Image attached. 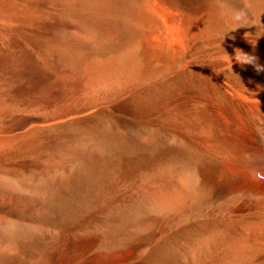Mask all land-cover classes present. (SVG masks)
<instances>
[{"label":"bare ground","instance_id":"1","mask_svg":"<svg viewBox=\"0 0 264 264\" xmlns=\"http://www.w3.org/2000/svg\"><path fill=\"white\" fill-rule=\"evenodd\" d=\"M122 2L0 0V264H264L263 21L238 28L218 0ZM219 33L236 47L209 74L200 43ZM72 95L116 114L79 148L60 144L78 184L21 158ZM30 201L28 218L15 205ZM100 202L111 215L82 218ZM181 226L189 247L170 239Z\"/></svg>","mask_w":264,"mask_h":264},{"label":"rangeland","instance_id":"2","mask_svg":"<svg viewBox=\"0 0 264 264\" xmlns=\"http://www.w3.org/2000/svg\"><path fill=\"white\" fill-rule=\"evenodd\" d=\"M123 0H119V2H120V4L122 5V2ZM214 1V0H213ZM224 1H225V3H229V6H230V4H232V5H236V4H238L239 3V0H223V3H224ZM218 2H220V0H218ZM224 3V4H225ZM228 5V4H227ZM231 5V6H232ZM261 7L262 8H264V5H261ZM263 18V19H262ZM260 20H262L263 21V26H264V14H262L260 17H259V20L257 21V23L258 22H260V23H258L260 26L262 25L261 23V21ZM258 25V26H259ZM219 34H221L222 35V37H219L220 35ZM218 35H214V36H212L211 37V39H208V38H206V39H204L203 41H202V43H200V47H202V49L205 51H203V53H205L206 54V52L208 53V54H206V55H204L202 58H201V61H200V63L201 64H203L204 66H206L207 67V70L209 71L208 73L209 74H216V73H227L226 72V67L224 66L225 64V61H226V58H227V56L229 55L228 53H230L231 51H233L234 50V47H236V43H234V41H233V39L234 40H236V37H233V36H235V35H233L232 33H219ZM230 37H229V36ZM231 35H232V37H231ZM125 36H127V37H125ZM225 36V37H224ZM217 38V39H215V40H213L214 38ZM124 38H125V40H127L126 42H128V41H130V37L128 36V34H124ZM210 38V37H209ZM208 40H209V42H208ZM213 41H215L214 42V44H213ZM218 43V45H217V43ZM236 42V41H235ZM205 43H207V45L209 46H207ZM209 43V44H208ZM210 43H212L213 45H211ZM233 43V44H232ZM201 45H203V46H201ZM217 45V46H216ZM233 45H234V47H233ZM208 48H207V47ZM230 46V47H229ZM211 47V48H210ZM229 47V48H228ZM230 48H232V49H230ZM212 49V50H211ZM206 50H208V51H206ZM211 50V51H210ZM92 49L91 50H88V51H86V53L85 54H83V56L81 55V56H79L80 57V59L82 60V61H84V59L87 57V58H91V56L93 57L94 56V52L92 51ZM224 51V52H223ZM87 52H88V55H87ZM92 54H91V53ZM222 52H223V54H222ZM225 53V54H224ZM227 55V56H226ZM84 57V58H83ZM206 57V58H205ZM225 58V59H224ZM224 59V60H223ZM199 61V60H198ZM224 63H223V62ZM197 66H199L197 63H192L191 65H186L185 66V69L183 68V70H184V72H189V71H195V72H198V69H197ZM220 71V72H219ZM200 72V71H199ZM244 72L245 73H247V74H249V75H256L255 73L256 72H254V71H251V70H248V69H245L244 70ZM102 104V105H101ZM111 105H113L112 103L111 104H109V103H99V104H93V105H91V106H81L77 101H76V98H75V96H70V98L69 99H67V100H65V101H63L61 104H59V105H57V106H55V107H51L47 112H46V114H45V116H44V122H42L43 124H41L42 126H40L41 128H40V130L42 129V131H40L41 132V134H40V132H38L39 134H40V139H39V141L40 142H38V145L40 146H38L37 148L35 147L34 149H33V151L31 150V151H29L28 152V154L26 155V154H24V155H22V157L21 158H23V159H26V160H29L34 166H37L36 168H38V169H40V170H42V171H45V170H48V168H50V167H55V166H59V164H60V167H68V165L67 164H65V161H64V159H62V158H59L58 156H57V154H56V152H58L59 151V149H60V144H63V143H68L71 147H73V148H75V149H77V148H79V146L82 144V143H84L85 141H87L88 139H89V134H91V131L93 130V123L94 122H97L98 123V125H99V129H98V132L99 133H104L105 131H106V125H107V123H108V121H110V120H112V119H114L115 117H116V114H115V112H114V110H113V106H111ZM50 111V112H49ZM47 115H48V117H47ZM45 118H46V120H47V122H49V123H47L46 122V120H45ZM53 118V119H52ZM48 120H50V121H48ZM52 120V121H51ZM49 124V125H47V124ZM50 123H51V126H50ZM92 123V124H91ZM47 125L48 126V128H46L47 126H45V125ZM56 124H57V127H56ZM45 126V127H44ZM51 128H50V127ZM56 128H55V127ZM39 127V126H38ZM103 127V128H102ZM47 130H46V129ZM50 128V129H49ZM85 129V131H84V129ZM44 129H45V131H46V133L44 134L43 133V131H44ZM83 129V130H82ZM88 129V130H87ZM91 129V130H90ZM36 130H37V128H36ZM38 130H39V128H38ZM37 130V131H38ZM104 130V131H103ZM47 131H49V132H47ZM58 134H57V133ZM87 132V133H86ZM97 132V133H98ZM86 133V134H85ZM44 134V135H43ZM52 134H54L55 135V137H54V135H52ZM45 135H47L45 138L43 137V136H45ZM61 137H60V136ZM42 136V137H41ZM50 137V138H49ZM52 137H54V139L52 138ZM58 138V139H57ZM49 139V140H48ZM57 139V140H56ZM43 141V143L44 144H42V141ZM53 140L55 141V143L53 142ZM45 141V142H44ZM52 141V142H51ZM70 142V143H69ZM72 142V143H71ZM77 143V144H76ZM80 143V144H79ZM41 144V145H40ZM76 144V145H75ZM44 145H46V146H49V147H43ZM51 145V146H50ZM44 148H45V150H44ZM55 148V149H54ZM91 149V148H90ZM35 150V151H34ZM36 150H37V152H36ZM39 150V151H38ZM41 150V151H40ZM53 150V151H52ZM42 151H44V152H42ZM40 152H42V153H40ZM91 152H92V149H91ZM96 152H98V153H96ZM36 154V155H35ZM34 155V156H33ZM92 155H96L97 157H99L100 156V152L97 150V151H94L93 152V154ZM47 156V157H46ZM55 156V157H54ZM44 157H46V158H44ZM85 155H82L81 157H80V159L81 160H84L85 159ZM32 158V159H31ZM41 159V160H40ZM52 159V160H51ZM51 161H52V163H51ZM59 163V164H58ZM62 165V166H61ZM66 165V166H65ZM36 171V170H35ZM65 175H64V178L69 182L70 181V183H72L73 182V184L75 183V184H78V183H80L81 181H79L80 179L78 178V177H80V175L78 174H73L72 173V177H70L71 176V174H70V171L68 170V168H66L65 170ZM68 175H69V178H71V179H69L68 178ZM74 175L76 176V178H73L74 177ZM49 176H51V175H49ZM78 176V177H77ZM63 178V180H61V179H59V178H56L57 180H56V182H57V185H59V187L61 188H63V187H65L66 186V184H69L68 182H66V180ZM81 178V177H80ZM75 179L77 180V181H75ZM62 181H64V183L62 182ZM62 182V183H61ZM78 182V183H77ZM61 185H64V186H61ZM71 185V184H70ZM120 201H122V204H121V202ZM31 202V201H30ZM30 202H20V203H18V205H15V207L16 208H18V211H20V210H27L28 211V218H30V217H32V215H31V209H32V202L30 203ZM119 202L120 203H118V206H119V204H121V205H124V207L127 205V203H123V202H125L124 200H122V199H120L119 200ZM26 203V204H25ZM105 204H107L108 205V203H102V202H100V203H98V205L100 206V207H96V208H86L84 211H86L85 212V214L83 213V216H82V218L83 219H92V215L93 216H95V217H93V218H95V219H98L100 216H108V213H109V215H111V213H112V209H110V206L108 207L107 205H105ZM97 205V206H98ZM105 205V206H104ZM120 205V206H121ZM119 206V207H120ZM102 207V208H101ZM123 207V206H122ZM123 207V208H124ZM27 208H29V209H27ZM99 208V209H98ZM105 208H107L106 210H105ZM108 208H109V210H108ZM121 208V207H120ZM94 209V210H93ZM96 209H98V210H100L99 212L100 213H102V215L100 214V213H97V211L98 210H96ZM122 209V208H121ZM125 209V208H124ZM89 210V211H88ZM96 210V211H95ZM95 211V212H94ZM103 211V212H102ZM107 212V213H106ZM96 213H97V216H96ZM87 214V215H86ZM89 215H90V217H89ZM106 216V217H107ZM98 217V218H97ZM70 224H72V222L70 223ZM69 224V225H70ZM188 226H181V227H178V229H179V231L177 230V228L176 229H174V230H172L171 232L172 233H170V239L172 240V242L173 243H175V244H178V245H180V246H182V247H189L190 245H191V243L194 241V239H195V237L194 236H196V233H195V231H193V229H191V227L190 228H187ZM184 228V229H183ZM182 229V230H181ZM173 231H174V233H173ZM183 234V235H182ZM188 236V237H187ZM191 236V237H190ZM187 239V241H185V240ZM183 240V241H182ZM189 240H191V241H189ZM189 241V242H188ZM185 242V243H184ZM164 243V244H163ZM169 243L168 242H166L165 240H164V242L162 241V245L163 246H165V245H168ZM172 257L174 256V255H171ZM166 258H168V256H165ZM135 258H137V259H135ZM134 259H133V261H132V263H137L138 261V256L137 257H135ZM170 260H174V258H169Z\"/></svg>","mask_w":264,"mask_h":264},{"label":"clouds","instance_id":"3","mask_svg":"<svg viewBox=\"0 0 264 264\" xmlns=\"http://www.w3.org/2000/svg\"><path fill=\"white\" fill-rule=\"evenodd\" d=\"M261 5H264V0H239L238 4L225 8L223 0H220L222 15L228 16L238 28L253 25L258 27L257 21L264 14V8ZM256 59V57L243 53L239 49L235 52V61L237 63L240 65L253 64L257 71H260L259 65L255 64Z\"/></svg>","mask_w":264,"mask_h":264}]
</instances>
